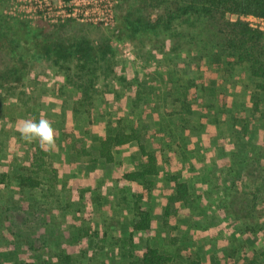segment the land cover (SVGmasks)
<instances>
[{
  "label": "rangeland",
  "instance_id": "374dc122",
  "mask_svg": "<svg viewBox=\"0 0 264 264\" xmlns=\"http://www.w3.org/2000/svg\"><path fill=\"white\" fill-rule=\"evenodd\" d=\"M177 1L201 0H118L114 26L103 27L40 18L35 3L44 0H0V264H126L146 247L182 264L264 254V122L251 110L264 100L258 81L225 55L212 60L218 23L193 15L155 32L125 29L135 12L147 20ZM48 2L65 10L64 0ZM248 16L260 18L226 11L224 20L264 35ZM48 36L84 39L94 55L105 43L111 56L94 58L91 80L75 60L59 68L38 51ZM41 117L56 130L54 151L17 131V121ZM109 135L118 146L106 160L97 139ZM148 155L152 176L126 179L147 169ZM224 157L235 169L219 166ZM176 182L190 201L174 200ZM141 211L147 230L137 228Z\"/></svg>",
  "mask_w": 264,
  "mask_h": 264
},
{
  "label": "trees",
  "instance_id": "16d2710c",
  "mask_svg": "<svg viewBox=\"0 0 264 264\" xmlns=\"http://www.w3.org/2000/svg\"><path fill=\"white\" fill-rule=\"evenodd\" d=\"M166 8V7H165ZM226 11L231 12H242V13H252L260 18L264 19V0H201L195 1L194 4L189 6L181 4V2L170 3V5L162 12L152 11L149 14L147 20L142 19V17L136 12L130 15L126 19L125 29L134 32H155L158 29H168L173 25L174 21H182L183 17L193 16L200 17V19H207L209 22H215L221 25L220 30L216 32L217 37L215 39H220V43L215 46V53L212 55V60L219 64H222L223 56L225 55L227 63H233L239 66H248L251 76L256 79L257 90L264 93V35L259 31L251 30L247 25L243 23L231 24L224 20V14ZM39 38V35L30 33L28 39L34 40ZM1 39V38H0ZM213 39V40H215ZM47 42L44 41L43 47L37 43L35 47L39 48V52L43 54L50 55L49 57L55 58V63L60 68L61 64L71 61L72 59L76 61L77 67L80 72H87L91 75V80L97 77L95 71L99 67H94V58H100L107 60L111 56V47L104 43L100 46L98 55H94L95 49L83 40H68L54 36H48L46 38ZM195 39H193L194 41ZM47 47H49L47 49ZM220 49V50H219ZM218 50V51H217ZM228 52V53H227ZM97 56V57H95ZM22 59V58H21ZM110 62L107 61V67L110 66ZM6 71V70H5ZM4 71V72H5ZM68 76V75H67ZM1 80L5 81L7 78L4 77L3 73H0ZM70 81V78H68ZM90 82V81H89ZM87 81V84H89ZM74 83V82H73ZM82 87V85H77L76 88ZM80 106H86L90 109L91 103L86 100L77 101ZM254 107L251 108L252 113H258L264 122V100L255 99L253 101ZM113 135L105 137L104 140L97 139V152L103 159H110V152L113 147L118 146ZM121 143L124 144L130 140V137L124 136L121 138ZM115 143V144H114ZM149 162L147 165L141 166V168L147 167L146 170L137 171L133 174L127 175L128 180L139 182L144 180V176H152L154 171L155 157L153 155H148ZM154 161V162H152ZM174 200L177 201H190L188 195V186L186 183H177L175 186ZM186 202V201H185ZM146 211H141L142 223L137 228L147 230L149 228L146 215ZM142 225V226H141ZM126 264H182L178 263L176 260L168 255H164L159 251L158 248L146 247L141 252H134L130 254ZM201 264V263H195ZM217 264H220L217 262ZM227 264H239V263H227ZM242 264H264V254H257L254 252L253 257H247Z\"/></svg>",
  "mask_w": 264,
  "mask_h": 264
},
{
  "label": "built area",
  "instance_id": "2783aa9c",
  "mask_svg": "<svg viewBox=\"0 0 264 264\" xmlns=\"http://www.w3.org/2000/svg\"><path fill=\"white\" fill-rule=\"evenodd\" d=\"M45 1V5L42 2L35 3V11L43 19L51 18L52 16L57 18L58 15L64 14V16L72 17L77 22L99 24L103 27H112L116 22L115 7L118 0H64L65 10L60 13H55L48 0ZM246 20L256 23V26H259L264 31L263 18L248 16Z\"/></svg>",
  "mask_w": 264,
  "mask_h": 264
},
{
  "label": "clouds",
  "instance_id": "9594fccd",
  "mask_svg": "<svg viewBox=\"0 0 264 264\" xmlns=\"http://www.w3.org/2000/svg\"><path fill=\"white\" fill-rule=\"evenodd\" d=\"M16 128L25 143L36 142L42 150L49 152L56 149V130L48 119H21L17 121Z\"/></svg>",
  "mask_w": 264,
  "mask_h": 264
},
{
  "label": "crops",
  "instance_id": "0c3cea01",
  "mask_svg": "<svg viewBox=\"0 0 264 264\" xmlns=\"http://www.w3.org/2000/svg\"><path fill=\"white\" fill-rule=\"evenodd\" d=\"M262 155H263V153L261 154V157H262ZM261 160H263V157H262ZM261 160H260V161H261ZM219 166H220V167H223V168L228 166V167H230L231 169H232V166H233V169H235V165H234L233 163L229 164L228 159L225 158V157H224L223 161L221 162V165L219 164ZM234 176H235V174H234ZM200 189H201V188H200ZM127 194H128V191L126 192V195H127ZM262 208H263V207H262ZM186 216H187V215H186ZM186 216L184 215V217H186ZM184 217H183V220H184ZM178 219H179V217L177 216V221H178ZM179 222H180V221H179ZM179 222H178V223L176 222L175 226L178 225ZM220 222H221V221H219V223H220ZM182 226H183V224H182ZM183 227H184V226H183ZM139 232H140V234H143V231H142V230H140ZM152 232H155V231H152ZM142 236H143V235H142Z\"/></svg>",
  "mask_w": 264,
  "mask_h": 264
}]
</instances>
